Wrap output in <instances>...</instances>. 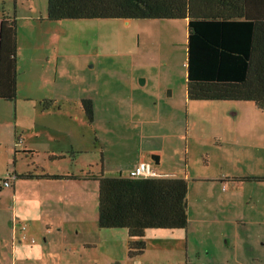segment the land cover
<instances>
[{"label": "crops", "instance_id": "0c3cea01", "mask_svg": "<svg viewBox=\"0 0 264 264\" xmlns=\"http://www.w3.org/2000/svg\"><path fill=\"white\" fill-rule=\"evenodd\" d=\"M0 7L16 19L18 69L20 73H28L31 91V100L20 107L17 102L5 105L0 101V129L5 112L11 108L15 109L17 119L15 130L1 142L7 147L8 156L13 155L14 167L8 166L0 174L1 177L9 172L15 176L12 187H8L12 191L8 208L11 209L12 239H9L14 252L13 264H103L87 254L97 249L102 234L101 228H96L99 226L98 183L84 179L16 178L17 174L36 169L29 167V162L24 168L19 166L24 151H32L27 154L49 174L79 175L93 171L115 176L128 173L141 161H151L159 174L190 180L189 220L214 223L217 232L226 233L231 239L234 236L226 231L228 226L238 231L249 224L259 225L254 235L264 238V181L234 179L264 177V115L254 103L191 101L187 90H180L171 82L167 86H171L174 98L167 97L164 101L163 83L149 92L136 87L133 76H130L129 90L101 84L96 88L98 93L120 91L119 97L126 99L125 103L95 105L96 97L89 80L88 90L75 84L59 94V73L67 72L61 71V53L53 54L57 50L61 52L63 31H66L64 35L68 31L65 21L40 20L46 15L45 0H40L38 5L33 0H0ZM1 17L2 13L0 20ZM79 74L85 77L84 73ZM148 81L147 74L145 84ZM85 99L93 103V123L86 117L82 104ZM107 127L114 133L107 134ZM102 132L106 133L104 138ZM19 135L24 139L22 143H17ZM128 151L133 157L124 155ZM128 165L130 168L125 172ZM22 224L27 225L25 232ZM183 231L188 246L186 261L189 225ZM95 234L99 241L94 239ZM111 237L109 242L118 241L115 234ZM5 240L6 235L0 237V252L4 253ZM196 248V245L191 247L198 255ZM254 249L258 250L252 246L251 251ZM255 250L250 260L236 263H263L264 247L260 252ZM108 257L117 259L110 253ZM226 261L228 258L224 256L218 262Z\"/></svg>", "mask_w": 264, "mask_h": 264}, {"label": "trees", "instance_id": "16d2710c", "mask_svg": "<svg viewBox=\"0 0 264 264\" xmlns=\"http://www.w3.org/2000/svg\"><path fill=\"white\" fill-rule=\"evenodd\" d=\"M44 21L73 19H159L187 21V96L197 102H251L264 115V0H47ZM14 16L3 10L0 20V101L15 102L18 94V42ZM89 123L93 103L82 100ZM23 137H17L22 143ZM32 153V151H24ZM31 155V154H30ZM16 176L94 180L98 183L99 227L123 229L128 234L129 258L143 256L150 230H186L189 222L190 180L158 174L135 177L128 173H44ZM37 172H39L37 174ZM7 176V177H6ZM240 181H264V177H234ZM15 176L6 173L4 182ZM184 264H210L190 262ZM212 264H240L217 262Z\"/></svg>", "mask_w": 264, "mask_h": 264}, {"label": "rangeland", "instance_id": "374dc122", "mask_svg": "<svg viewBox=\"0 0 264 264\" xmlns=\"http://www.w3.org/2000/svg\"><path fill=\"white\" fill-rule=\"evenodd\" d=\"M39 3L40 0H33ZM47 3V0H45ZM3 9L0 7V14ZM66 24V31H63L60 42V50L55 51V56L61 53V71L60 79L57 81V93L62 94L66 87L73 88L74 85L84 86L89 89L91 82L96 102L99 104L110 105L114 102L125 103L126 99H120V91H102L98 93L96 89L100 84L117 89L129 90L130 76L135 80V86L153 91L161 86L164 98L171 100V84L176 88L186 92L187 84V21L186 20H159V19H131L129 22L122 18L109 19H73L63 22ZM48 68V67H47ZM48 71L53 73L49 68ZM79 73H84L85 77ZM89 74V76H87ZM149 76L147 84L142 79ZM54 75V73H53ZM87 76V77H86ZM19 96L17 94L18 107L28 103L29 84L28 73L19 72ZM65 82V86H62ZM160 88V89H161ZM130 92V91H129ZM75 93V91H72ZM178 93V92H177ZM128 97V95L126 96ZM155 103V101L153 100ZM5 105L8 102H4ZM203 103V102H202ZM164 104V102L162 103ZM102 105V106H104ZM156 104L153 106L156 108ZM186 110L184 115L186 117ZM4 125L0 129V174L8 166L14 167L15 159L9 155L7 147L1 142H5L11 131L15 130L16 115L15 109L5 112ZM107 134H112L111 127L105 128ZM106 133H103V138ZM20 137V135H19ZM184 139V138H183ZM177 140V138H176ZM179 141H183L180 140ZM23 159L19 160V166L24 168L28 163L33 167V159L30 154H23ZM124 155L133 157L132 152H126ZM110 159L107 156V160ZM129 163V158H127ZM101 162V161H100ZM108 168H114L108 166ZM130 168L126 167L125 172ZM110 173L109 170L106 171ZM106 174V173H104ZM96 184V183H95ZM98 187V184H96ZM11 187V186H9ZM11 188L4 187L0 190V237L6 235L5 253L0 252V264H13L14 252L12 247V233L10 225L11 209L9 205L12 202ZM6 191V192H5ZM7 193V194H6ZM6 209H3V207ZM189 253L188 260L198 263H217L220 258L226 256L230 262L238 260H250L252 255L251 248L255 246L259 249L264 247V238H258L254 235L259 225L249 224L247 227H241L238 231H233L232 226H228L226 231L234 237L231 239L223 233L217 232L214 223H199L190 218L189 222ZM99 226L96 225V228ZM101 240L97 235L94 239L98 240L97 249L88 251L95 262L97 259L103 264H184L185 251L188 246L185 244V234L183 230H150L146 234L147 249L143 256L129 258L127 254V232L123 229L101 230ZM233 232V233H232ZM100 233V232H99ZM112 234L116 235L118 241L109 242ZM123 236H120L122 235ZM230 238V241H229ZM112 244V245H111ZM10 245V247H9ZM196 245L198 255H195L191 249ZM106 246L108 250H106ZM117 257L115 261L108 257V254ZM262 255V254H261ZM263 257V256H260ZM131 259V260H130ZM182 260L179 263V260ZM187 259V258H186ZM250 264H264L250 263Z\"/></svg>", "mask_w": 264, "mask_h": 264}, {"label": "built area", "instance_id": "2783aa9c", "mask_svg": "<svg viewBox=\"0 0 264 264\" xmlns=\"http://www.w3.org/2000/svg\"><path fill=\"white\" fill-rule=\"evenodd\" d=\"M130 174L135 176V177H151V176L159 175L157 173V171L154 169L153 164H152L151 161H141V162H139L135 167H133L131 169ZM9 186H11V182L10 181L4 182V187H9ZM21 229H22V231L25 232V230L27 229V225L26 224H22L21 225ZM26 236H27L26 233H24L23 237L26 238ZM32 241L34 242L35 239H32Z\"/></svg>", "mask_w": 264, "mask_h": 264}, {"label": "water", "instance_id": "95a60500", "mask_svg": "<svg viewBox=\"0 0 264 264\" xmlns=\"http://www.w3.org/2000/svg\"><path fill=\"white\" fill-rule=\"evenodd\" d=\"M142 82H144V79L141 80ZM153 158L155 159V157L153 156Z\"/></svg>", "mask_w": 264, "mask_h": 264}]
</instances>
